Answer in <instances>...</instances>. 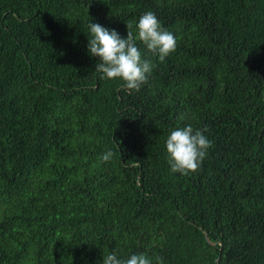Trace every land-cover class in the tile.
<instances>
[{
    "label": "trees",
    "instance_id": "16d2710c",
    "mask_svg": "<svg viewBox=\"0 0 264 264\" xmlns=\"http://www.w3.org/2000/svg\"><path fill=\"white\" fill-rule=\"evenodd\" d=\"M148 11L177 48L137 40L155 67L130 92L95 72L88 25L127 38ZM188 124L212 146L183 176L166 139ZM113 251L264 264V0H0V264Z\"/></svg>",
    "mask_w": 264,
    "mask_h": 264
},
{
    "label": "clouds",
    "instance_id": "9594fccd",
    "mask_svg": "<svg viewBox=\"0 0 264 264\" xmlns=\"http://www.w3.org/2000/svg\"><path fill=\"white\" fill-rule=\"evenodd\" d=\"M88 27L91 33L88 52L92 57L99 58L95 72L101 74V79L122 80V87L130 92L139 91L147 83L155 67L152 59L142 57L137 40L160 62L177 48L174 34L166 30L151 11L140 16L135 36L130 24H127V38H122L115 29L93 23L91 19ZM205 132L207 128L194 129L191 124L170 132L166 139V151L172 173L188 176L200 170L208 149L212 146V141ZM112 155L111 151L106 152L102 161H110ZM103 264H152V261L143 253L131 254L130 258L124 259L113 251L104 257ZM156 264H163V259L156 257Z\"/></svg>",
    "mask_w": 264,
    "mask_h": 264
},
{
    "label": "water",
    "instance_id": "95a60500",
    "mask_svg": "<svg viewBox=\"0 0 264 264\" xmlns=\"http://www.w3.org/2000/svg\"><path fill=\"white\" fill-rule=\"evenodd\" d=\"M205 239H206V242L212 246H214L215 244L211 242V240L208 238V235L205 234Z\"/></svg>",
    "mask_w": 264,
    "mask_h": 264
}]
</instances>
